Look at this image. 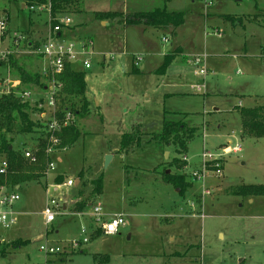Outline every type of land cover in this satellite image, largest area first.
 Listing matches in <instances>:
<instances>
[{"label":"rangeland","instance_id":"374dc122","mask_svg":"<svg viewBox=\"0 0 264 264\" xmlns=\"http://www.w3.org/2000/svg\"><path fill=\"white\" fill-rule=\"evenodd\" d=\"M160 2L183 13L184 23L176 31L101 18L109 22L102 25L94 15L125 8L153 10ZM160 2L81 0L80 11L57 16L71 19L79 40L93 42L91 69L84 70L80 61L73 64L85 71L87 111L74 118L77 141L53 155L55 170L49 180L0 188V200L9 194L20 198L10 206L0 204V214L8 215L7 224L0 223V240L28 241L7 252L10 245L1 246L0 264H264V195H232L243 185L264 186V138L242 133L238 111L264 107V0H213L211 6L201 0ZM22 5L21 0H0V17L8 18L0 39V62L6 64L0 66V95L7 92L8 80L20 78L14 64L38 71L42 79L48 69L45 58L37 56L36 62L34 54L25 53L30 39L31 51L40 49L48 13ZM228 16L236 19L234 24ZM135 56L142 58L137 67ZM198 56L205 57L197 68L206 69L205 76L196 75L191 63ZM40 85L22 87L32 92V106L45 97ZM68 99L74 102L69 110L81 108L78 98ZM164 120L194 128L185 152L148 142ZM133 132L140 133V145L124 151L122 137ZM38 137L8 135L20 152L33 148ZM228 143L240 145L241 152L222 158L223 176L213 174L209 164L204 180L195 179L193 172L204 166L203 155H222ZM109 154L113 159L105 167ZM167 171L186 175L192 186L181 194L163 181ZM58 176L61 183L72 179L74 185L51 194L68 207L66 215L46 228L41 214L45 188L57 183ZM99 177L103 189L97 196ZM77 203L90 205L76 213ZM97 204L108 217L123 215L125 226L118 234L97 233L99 223L89 216ZM84 238L88 243L72 251L68 244ZM45 243L66 247V254L45 255L40 251Z\"/></svg>","mask_w":264,"mask_h":264},{"label":"trees","instance_id":"16d2710c","mask_svg":"<svg viewBox=\"0 0 264 264\" xmlns=\"http://www.w3.org/2000/svg\"><path fill=\"white\" fill-rule=\"evenodd\" d=\"M25 6H41L49 5L51 17L75 13L80 11L81 0H21ZM166 2V1H165ZM101 20H115L124 25H144L156 29L168 28L177 29L184 23L183 13L176 11H168L166 6L156 8L149 12H134L127 15L124 13L109 11L95 12L94 14ZM234 24V17H227ZM238 20V19H237ZM8 21V18H7ZM239 21V20H238ZM166 62V61H165ZM163 63L161 70L165 72L169 66L170 60ZM14 64V63H13ZM6 65L4 61L0 62V66ZM20 74V79L23 86L38 85L40 80L36 73L26 71L21 66L14 64ZM63 83V88L59 94V102L61 108L69 109L71 102L68 98H78V103L81 108L78 110L70 109L74 118L81 115L82 111H87V103L85 101V73L77 70L73 65H66L64 72L59 77ZM20 88L11 90L7 94L0 95V157L4 156L3 160L8 163L7 173L0 174V188L12 186L20 188L24 183L38 182L45 177L49 158L45 154L47 143L45 140L44 126L38 119L34 120L31 115L36 114L35 106L30 102L22 100L15 93ZM242 119V133L246 136L254 138H264V107L256 106L254 108H241L238 110ZM37 115V114H36ZM194 128L188 127L183 121L164 120L159 133H152L148 142L164 143L172 145L180 153L187 149V142L193 137ZM9 134H32L39 135L36 139L35 149H38L36 156L37 162L30 163L24 158L23 150L21 152L15 149L8 138ZM140 133H126L122 137L121 149L126 151L127 147L140 145ZM80 133L74 121L68 127L64 128L60 134V147L73 145ZM1 160L0 163L3 161ZM179 159L173 161L178 162ZM186 167V163H183ZM180 169V168H178ZM57 183H61V177L55 179ZM163 181L172 184L182 194L192 185L187 180L186 175L164 173ZM95 195H100L103 189L102 177L95 180ZM237 196H253L264 195V186L243 185L232 193ZM89 205V204H88ZM87 205V206H88ZM86 207V203H77L76 212H81ZM99 234V233H98ZM27 240L17 241L10 244L12 249H18L27 244ZM5 254V251H1Z\"/></svg>","mask_w":264,"mask_h":264},{"label":"built area","instance_id":"2783aa9c","mask_svg":"<svg viewBox=\"0 0 264 264\" xmlns=\"http://www.w3.org/2000/svg\"><path fill=\"white\" fill-rule=\"evenodd\" d=\"M206 6H211L213 0H201ZM28 9L32 12H46L49 16V26L48 33L41 44L40 49H38V56L45 58L48 61V69L43 73V83L39 86L45 97L40 98L33 105L36 109L37 119L42 122L45 132V140L47 147L45 154L49 158L47 164V169L45 173V178L48 179L50 172L55 170L54 163L52 161L53 155L58 153L60 145V134L64 128L68 127L74 121V114L69 109L61 108L59 102V94L63 88V83L59 79L61 74L64 72L66 65H73L74 63L80 61L83 65L84 70L91 69V61L89 56L92 54L93 42L90 39H66L63 37V32L69 31L72 26V21L69 18H63V20H58L57 18L51 17L49 5L41 6H30ZM7 18L5 16L0 17V39L8 30ZM15 39L17 35L14 34ZM4 58V57H3ZM205 57H195L191 63L195 67L196 75H207L206 69L197 68L203 63ZM142 58L139 56L134 57V66H138ZM23 84L21 80L7 82V92L2 94H7L11 90L20 88L15 94L19 96L22 100L28 101L32 98V92L27 91V89L22 88ZM199 90V88H197ZM38 149L30 148L23 151L24 158L30 163L37 162ZM241 152L240 145H233L228 143L222 155H203L204 166L201 169H197L193 172V177L197 180H204L208 174L207 165L212 164L214 170L213 174L222 177V158L230 154H238ZM8 170L7 161L3 160L0 163V174H6ZM74 185L72 179H67L63 183H48L46 186V204L42 210V217L44 219V225L46 227L50 226L56 219L57 216L66 215L67 203L65 201L58 202L57 198L52 193H57L63 188H70ZM206 195L210 194V191L206 188L204 192ZM20 198L16 194H9L0 200L1 205L10 206L15 201ZM76 212V211H75ZM78 213V212H76ZM11 215V213H10ZM77 216L80 214H76ZM95 222L99 223V228H97V233L106 236H112L119 233V230L125 226V220L123 215H112L110 217L103 213L100 204H97L91 214L89 215ZM8 215L6 213L0 214V223L7 224ZM81 234H86V229H81ZM88 243V239L84 238L82 241H71L68 245L72 251L80 249V246ZM66 247H52L48 244H43L40 246V251L47 256L66 254Z\"/></svg>","mask_w":264,"mask_h":264},{"label":"crops","instance_id":"0c3cea01","mask_svg":"<svg viewBox=\"0 0 264 264\" xmlns=\"http://www.w3.org/2000/svg\"><path fill=\"white\" fill-rule=\"evenodd\" d=\"M158 1H159V2H160V1H164V2L166 1V2H167V1H169V0H158ZM152 3H158V2H156V1H152ZM160 3H161V2H160ZM161 4H162L161 7H157V8H162V7L166 6L163 2H162ZM156 5H157V4H153V6H154L153 10L156 9V7H155ZM24 6H25V5H22V8H24ZM126 7H127V6H126ZM124 10H125L124 12H121V13H124V15H127V14H129V13H134V12H149V11H152V10H135V11L132 10V12H131L129 9L127 10V8H125ZM167 10H168V9H167ZM109 11H114V10H109ZM109 11H100V12H109ZM168 11H174V10H168ZM116 12H118V11H116ZM176 12H179V11H176ZM98 20H99V19H98ZM110 21H112V22H113V21H114V22H117L118 19L110 20ZM99 22H100V24H102V25H104V24H109L108 21L99 20ZM168 28H169L170 30H173V27L171 28V26H169ZM175 31H176V30H175ZM47 33H48V28H47L46 31H44V30L42 31V33H41V40H42V43H43V41L45 40V38H46V36H47ZM63 37H65L66 39H74V38H75V39H81V37H79V36L76 34V32L73 31V28L70 29L69 31H65V32H63ZM27 39H28V38H27ZM32 42H33L32 39H30V40L27 42V45H28V48H29V49H30V46H33V45H32ZM42 43H41V44H42ZM24 46H25L24 44H22V45L20 44V45H19V43H17V48H20V50H21V49H24ZM28 48H27L28 51H25V53H30L31 55L34 54L33 56H34V57L36 56V60H37L36 62H38V61H39V60L37 59V56H38V55H36V54L33 52V50L31 51V49L29 50ZM17 52H18V51L15 50L13 54H17ZM31 55H30V56H31ZM22 57L25 58L26 56H22ZM34 62H35V61H34ZM35 64H36V65H35ZM30 65H32V64H30ZM32 66H34V70H36V68H37L38 65H37V63H34V65H32ZM135 67H136V66H135ZM23 68H24L26 71H27V70L29 71V69H27L28 67H26V68L23 67ZM81 71H82V70H81ZM29 72H32V71H29ZM32 73H33V72H32ZM34 73H36V74L40 77L39 80H40V83L42 84V83H43V79L41 78L39 72L36 71V72H34ZM84 73H85V71H84ZM15 80H21V79H20V78H15V79L12 80V81H15ZM42 93H43V92H42ZM123 153H126V152H123ZM46 180H47V179H46ZM48 180H49V179H48ZM48 182H50V181H48ZM17 188H18V187H17ZM45 190H46V188H45ZM45 195H46V194H45ZM45 199H46V198H45ZM45 204H46V202H45ZM89 205H90V204H89ZM89 205H88V206H89ZM44 206H45V205H44ZM67 207H68V205H67ZM86 207H87V206H86ZM41 213H42V211H41ZM45 227H46V226H45ZM46 228H47V227H46ZM97 235H98V234H97ZM14 241H16V240H6V239H1V240H0V247L3 246L4 244H6V245L9 246V245H10L12 242H14ZM6 245H5V248H6ZM11 248H12V247L9 246V248H6L5 251H6V250H9V249H11ZM1 251H3V249H2ZM6 252H7V251H6Z\"/></svg>","mask_w":264,"mask_h":264},{"label":"water","instance_id":"95a60500","mask_svg":"<svg viewBox=\"0 0 264 264\" xmlns=\"http://www.w3.org/2000/svg\"><path fill=\"white\" fill-rule=\"evenodd\" d=\"M113 159V155L109 154V155H106L105 156V167H107L109 165V163L111 162V160ZM170 171H167V174L169 173ZM179 191V190H178Z\"/></svg>","mask_w":264,"mask_h":264}]
</instances>
